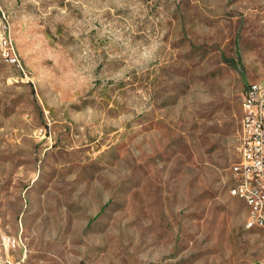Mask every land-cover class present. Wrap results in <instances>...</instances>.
I'll use <instances>...</instances> for the list:
<instances>
[{"label": "rangeland", "instance_id": "374dc122", "mask_svg": "<svg viewBox=\"0 0 264 264\" xmlns=\"http://www.w3.org/2000/svg\"><path fill=\"white\" fill-rule=\"evenodd\" d=\"M261 80L264 0H0L7 264H256L229 188Z\"/></svg>", "mask_w": 264, "mask_h": 264}, {"label": "built area", "instance_id": "2783aa9c", "mask_svg": "<svg viewBox=\"0 0 264 264\" xmlns=\"http://www.w3.org/2000/svg\"><path fill=\"white\" fill-rule=\"evenodd\" d=\"M6 62L23 69L20 57L11 38L1 40ZM239 158L230 168V194L244 195L255 203L253 222L248 229L264 225V80L250 82L243 96L239 131ZM20 245V239L0 232V264L9 263V257ZM256 264H264V258Z\"/></svg>", "mask_w": 264, "mask_h": 264}, {"label": "bare ground", "instance_id": "6f19581e", "mask_svg": "<svg viewBox=\"0 0 264 264\" xmlns=\"http://www.w3.org/2000/svg\"><path fill=\"white\" fill-rule=\"evenodd\" d=\"M3 55L5 57V49L3 50ZM237 197L240 198L246 205V208H247L246 222H253L254 214H255V203H254V201L251 198H248L244 195H237ZM257 229H264V225L257 226Z\"/></svg>", "mask_w": 264, "mask_h": 264}]
</instances>
